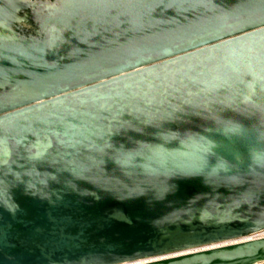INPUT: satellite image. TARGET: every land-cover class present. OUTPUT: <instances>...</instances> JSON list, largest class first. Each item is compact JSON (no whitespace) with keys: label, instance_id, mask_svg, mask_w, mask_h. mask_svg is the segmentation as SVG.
Segmentation results:
<instances>
[{"label":"water","instance_id":"1","mask_svg":"<svg viewBox=\"0 0 264 264\" xmlns=\"http://www.w3.org/2000/svg\"><path fill=\"white\" fill-rule=\"evenodd\" d=\"M263 228L264 0H0V264H258Z\"/></svg>","mask_w":264,"mask_h":264},{"label":"built area","instance_id":"2","mask_svg":"<svg viewBox=\"0 0 264 264\" xmlns=\"http://www.w3.org/2000/svg\"><path fill=\"white\" fill-rule=\"evenodd\" d=\"M252 236H250L248 239H254V238H259V237H264V228L251 234Z\"/></svg>","mask_w":264,"mask_h":264},{"label":"bare ground","instance_id":"3","mask_svg":"<svg viewBox=\"0 0 264 264\" xmlns=\"http://www.w3.org/2000/svg\"><path fill=\"white\" fill-rule=\"evenodd\" d=\"M250 236H252V235L250 234V235L246 236V237L243 238V239H248ZM205 248H206V247H205Z\"/></svg>","mask_w":264,"mask_h":264},{"label":"rangeland","instance_id":"4","mask_svg":"<svg viewBox=\"0 0 264 264\" xmlns=\"http://www.w3.org/2000/svg\"><path fill=\"white\" fill-rule=\"evenodd\" d=\"M258 264H264V262L258 263Z\"/></svg>","mask_w":264,"mask_h":264}]
</instances>
